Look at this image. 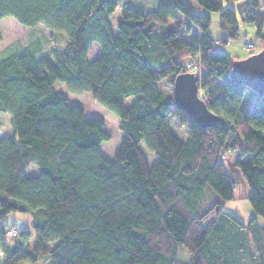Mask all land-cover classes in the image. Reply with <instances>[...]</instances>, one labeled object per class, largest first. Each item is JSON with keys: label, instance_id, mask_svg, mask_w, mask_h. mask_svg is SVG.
Listing matches in <instances>:
<instances>
[{"label": "trees", "instance_id": "obj_1", "mask_svg": "<svg viewBox=\"0 0 264 264\" xmlns=\"http://www.w3.org/2000/svg\"><path fill=\"white\" fill-rule=\"evenodd\" d=\"M194 1L203 12L186 0L148 11L124 5L114 34L115 0H0V19L67 34L49 55L25 44L0 58V113L12 124L0 138V221L29 216L16 244L0 238V264L42 255L43 264H264V95L229 79L234 57L219 46L239 36L235 10ZM242 3V20L263 38L264 4L259 12L258 0ZM209 12L224 36L209 34ZM191 25L200 37H184ZM93 42L99 54L89 60ZM192 59L198 94L219 116L212 127L198 126L159 85L172 89ZM55 81L119 117L112 160L100 150L103 122L69 104ZM246 92L257 96L247 110ZM239 197L255 213L246 222L225 207ZM181 246L187 260L177 257Z\"/></svg>", "mask_w": 264, "mask_h": 264}, {"label": "rangeland", "instance_id": "obj_2", "mask_svg": "<svg viewBox=\"0 0 264 264\" xmlns=\"http://www.w3.org/2000/svg\"><path fill=\"white\" fill-rule=\"evenodd\" d=\"M117 6L112 14L108 16V20L112 27L114 34H117L116 20L118 19L120 12L124 5H129L140 11H148L156 8L160 3L169 0H115ZM196 11L203 12V9H198L194 0H186ZM243 0L224 1L223 6H231L235 10L237 22L239 23V36L235 39H230L226 44H220L219 48L225 54L234 57V59H242L250 53L257 52L263 46V38L255 35L256 28L252 23L244 22L242 20L243 12L242 8L245 5L242 3ZM259 8L258 11H262L264 4L263 0H258ZM242 4V6H238ZM210 24L208 28L209 34L213 38H220L225 35V32L220 28L218 21L217 12H209ZM181 17L180 14L177 15ZM0 58L5 57L10 53L18 51L25 44H38L40 45V52L35 54V57L39 58L42 55H49L53 48L62 49L65 45L67 34L64 31L53 30L45 25L39 23L35 26H25L17 22L12 16H5L0 19ZM264 35V30H263ZM192 36L200 37L201 31L198 27L191 25L190 30L184 37L190 38ZM253 47H249V45ZM99 54V44L93 42L89 51L88 59L91 60ZM52 60V57L50 56ZM197 70L200 71V63L194 59L191 60ZM55 87L60 90L66 97L69 104L79 106L86 118H96L103 122L104 130L109 134V139L105 140L100 145L101 153L107 159L112 160L114 153L119 148L122 133L118 129L119 117L110 109L96 101L92 94L88 91L81 93H71L66 90L64 84L60 81L54 82ZM160 87L164 93L169 96L172 94V89L164 83V80L159 82ZM133 100V97L125 99L124 105L129 106ZM257 102L256 94L246 92L242 101L241 108L249 109ZM12 132L11 117L6 112L0 113V138L8 135ZM25 173L27 175H34L37 173L36 166L30 164ZM227 211L234 214L239 220L246 222L248 218L254 215L253 208L246 198H233L226 202L225 205ZM29 216L19 212L9 213L3 222L0 221V238L2 239V230L21 228L25 225ZM13 224L16 227L12 226ZM8 236V235H7ZM9 238V237H8ZM12 240V241H11ZM18 241L17 233L10 237V240H3L8 244H16ZM11 241V242H10ZM3 256V255H1ZM177 257L181 260H187L188 251L185 247L181 246L178 248ZM45 261L44 256H40L39 260L31 261L29 259L22 260L20 264H43ZM42 262V263H41Z\"/></svg>", "mask_w": 264, "mask_h": 264}, {"label": "water", "instance_id": "obj_3", "mask_svg": "<svg viewBox=\"0 0 264 264\" xmlns=\"http://www.w3.org/2000/svg\"><path fill=\"white\" fill-rule=\"evenodd\" d=\"M233 83H239L264 95V46L242 59H234L228 73ZM198 75L192 71L175 76L172 98L176 108L183 110L200 127H212L219 116L211 111L198 94Z\"/></svg>", "mask_w": 264, "mask_h": 264}, {"label": "built area", "instance_id": "obj_4", "mask_svg": "<svg viewBox=\"0 0 264 264\" xmlns=\"http://www.w3.org/2000/svg\"><path fill=\"white\" fill-rule=\"evenodd\" d=\"M249 47H253V45L250 44ZM187 68L190 69V71H192L194 73H196L198 71L197 68L194 66V64L191 63V62L187 63ZM1 233H2V236H3L2 237L3 240H8V239L10 240V237L12 236V234H14V235L16 234L15 230H13V229L2 230ZM1 255H3L2 251H0V256Z\"/></svg>", "mask_w": 264, "mask_h": 264}, {"label": "crops", "instance_id": "obj_5", "mask_svg": "<svg viewBox=\"0 0 264 264\" xmlns=\"http://www.w3.org/2000/svg\"><path fill=\"white\" fill-rule=\"evenodd\" d=\"M240 5L242 6V4H238V6H240ZM230 7H231V6H230ZM262 36H264V35H263V32H262Z\"/></svg>", "mask_w": 264, "mask_h": 264}]
</instances>
